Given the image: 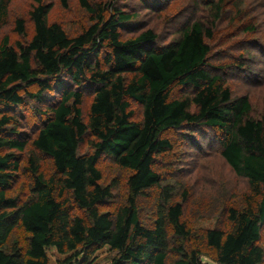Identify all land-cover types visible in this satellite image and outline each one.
I'll return each instance as SVG.
<instances>
[{"label":"trees","instance_id":"16d2710c","mask_svg":"<svg viewBox=\"0 0 264 264\" xmlns=\"http://www.w3.org/2000/svg\"><path fill=\"white\" fill-rule=\"evenodd\" d=\"M10 1L0 0V29L8 23ZM29 1V41L15 47L0 37V264H48L49 249L68 255L67 263L88 264L104 247L115 253L109 264H202V257L216 264H262L264 113L253 117L248 97H233L218 74L236 66L209 64L205 40L212 29L195 21L163 45L152 30L123 39L120 30L134 25L133 15L109 1L79 0L91 24L70 37L48 22L50 3ZM59 3L67 7V0ZM13 23L15 33L26 35L24 19ZM177 87L187 93L174 98ZM27 98L45 104V119L31 145L52 161L54 171L45 178L31 153L29 196L22 201L8 192L19 170L16 153L26 147L14 112ZM128 100L141 106L139 121ZM180 130L189 138L204 130L217 135L221 158L247 183L242 207L225 210L227 228L192 231L182 220V202L170 203L172 189L161 186L155 158L172 150L165 135ZM87 136L93 153L79 154ZM102 155L131 172L126 203L114 213L99 210L113 195L112 185L100 184ZM154 188L161 200L153 225L146 227L139 199ZM72 206L82 215L73 216ZM17 226L28 234L27 243L7 248Z\"/></svg>","mask_w":264,"mask_h":264},{"label":"rangeland","instance_id":"374dc122","mask_svg":"<svg viewBox=\"0 0 264 264\" xmlns=\"http://www.w3.org/2000/svg\"><path fill=\"white\" fill-rule=\"evenodd\" d=\"M93 3L110 2L119 10L134 16V25L120 30L123 39L136 36L142 31L152 30L158 37V44L163 45L177 39L182 30L192 22L198 21L212 29V37L205 40L210 47L209 64L213 67L236 66L221 71L226 85L233 97L247 96L251 115L255 118L264 113V0H88ZM52 5L48 14L49 23L59 24L68 36H76L91 22L87 12L80 6L79 0H67L63 8L59 0H45ZM212 2V5H210ZM218 4L219 9H216ZM29 0H11L8 6V23L0 29V37L7 36L13 46L25 45L33 34L29 22ZM24 19L26 35L13 31L14 21ZM242 65V68H238ZM222 67V68H224ZM187 92L179 87L174 88L172 96L178 98ZM91 97L87 96L83 104L86 115ZM133 111L134 120L141 119V106L128 100ZM18 119V131L26 141L23 153H16L19 170L15 183L8 192L9 196H18L26 200L29 196L31 174L27 170V159L34 153L40 164V172L45 178L53 174L52 161L38 152L32 145L37 129L45 117V104L25 99L22 107L14 112ZM188 131H171L165 135L171 143L169 153L155 158L154 170L161 176V186L172 189L170 203L183 204L182 220L192 231L199 233L214 227H228L227 207H242V195L248 192L244 179L237 177L220 156L219 137L210 131L201 135ZM87 136L79 147V154H92ZM101 172L102 186L112 185V198L103 204L101 212L114 213L125 205L127 198V178L130 171L118 167L111 158L102 155L97 164ZM159 190V189H158ZM151 189L139 199V218L146 227L153 225L159 203V191ZM161 200V199H160ZM72 215L80 216L82 212L72 206ZM169 234L170 259L175 258L171 251L175 246ZM259 246L264 253V224L260 231ZM28 234L21 226L12 232L7 248L17 242L24 247ZM205 254L209 251L201 247ZM114 252L107 247L98 250L88 264H109ZM48 264H84L81 261L67 263L68 255H60L55 249L47 250ZM202 264H216L209 257L201 258ZM262 264H264V259Z\"/></svg>","mask_w":264,"mask_h":264}]
</instances>
